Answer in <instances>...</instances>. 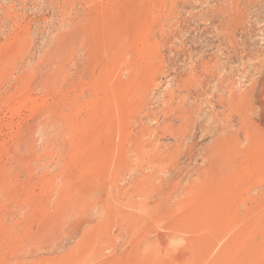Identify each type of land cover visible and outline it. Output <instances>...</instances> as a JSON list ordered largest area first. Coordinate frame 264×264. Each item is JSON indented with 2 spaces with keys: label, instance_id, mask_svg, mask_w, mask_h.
Segmentation results:
<instances>
[{
  "label": "rangeland",
  "instance_id": "obj_1",
  "mask_svg": "<svg viewBox=\"0 0 264 264\" xmlns=\"http://www.w3.org/2000/svg\"><path fill=\"white\" fill-rule=\"evenodd\" d=\"M0 264H264V0H0Z\"/></svg>",
  "mask_w": 264,
  "mask_h": 264
},
{
  "label": "bare ground",
  "instance_id": "obj_2",
  "mask_svg": "<svg viewBox=\"0 0 264 264\" xmlns=\"http://www.w3.org/2000/svg\"><path fill=\"white\" fill-rule=\"evenodd\" d=\"M256 91V90H255ZM232 141V140H231Z\"/></svg>",
  "mask_w": 264,
  "mask_h": 264
}]
</instances>
